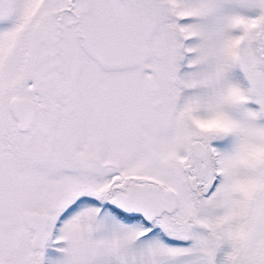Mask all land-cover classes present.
<instances>
[{
	"label": "snow or ice",
	"instance_id": "snow-or-ice-1",
	"mask_svg": "<svg viewBox=\"0 0 264 264\" xmlns=\"http://www.w3.org/2000/svg\"><path fill=\"white\" fill-rule=\"evenodd\" d=\"M0 264H264V0H0Z\"/></svg>",
	"mask_w": 264,
	"mask_h": 264
}]
</instances>
